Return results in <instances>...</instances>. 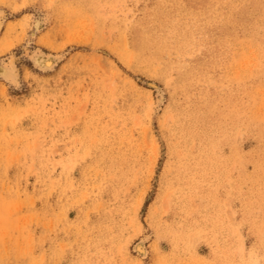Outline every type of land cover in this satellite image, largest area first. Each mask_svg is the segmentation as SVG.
Returning a JSON list of instances; mask_svg holds the SVG:
<instances>
[{"label":"rangeland","instance_id":"obj_1","mask_svg":"<svg viewBox=\"0 0 264 264\" xmlns=\"http://www.w3.org/2000/svg\"><path fill=\"white\" fill-rule=\"evenodd\" d=\"M0 10V264H264V0Z\"/></svg>","mask_w":264,"mask_h":264},{"label":"bare ground","instance_id":"obj_2","mask_svg":"<svg viewBox=\"0 0 264 264\" xmlns=\"http://www.w3.org/2000/svg\"><path fill=\"white\" fill-rule=\"evenodd\" d=\"M4 15H5L4 12L0 10V34L2 33L4 19L6 18V16ZM59 58L61 59L62 57H59ZM7 62L5 61L0 62V80L5 83H9V84H17L20 78L17 67L15 66V63L10 62V61L9 63ZM32 62L34 63V66H36L39 70L47 71V70L53 69V66L55 65L57 61H56V58L54 57V54L52 56L50 54L49 55L46 54L43 51H36V52H33L32 54ZM140 251L143 252L142 249H140Z\"/></svg>","mask_w":264,"mask_h":264}]
</instances>
